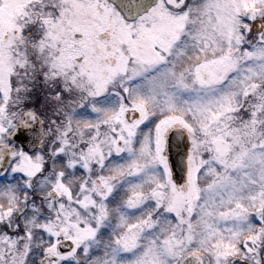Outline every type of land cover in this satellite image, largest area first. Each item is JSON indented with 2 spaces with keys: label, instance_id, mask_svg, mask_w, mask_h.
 <instances>
[{
  "label": "snow or ice",
  "instance_id": "6c2138e0",
  "mask_svg": "<svg viewBox=\"0 0 264 264\" xmlns=\"http://www.w3.org/2000/svg\"><path fill=\"white\" fill-rule=\"evenodd\" d=\"M0 264H264V0H0Z\"/></svg>",
  "mask_w": 264,
  "mask_h": 264
}]
</instances>
